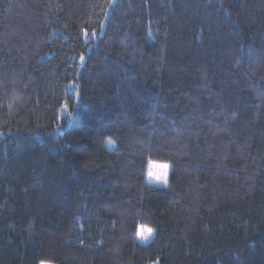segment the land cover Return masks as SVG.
Wrapping results in <instances>:
<instances>
[{"label": "trees", "instance_id": "obj_1", "mask_svg": "<svg viewBox=\"0 0 264 264\" xmlns=\"http://www.w3.org/2000/svg\"><path fill=\"white\" fill-rule=\"evenodd\" d=\"M43 263L264 264V0H0V264Z\"/></svg>", "mask_w": 264, "mask_h": 264}, {"label": "rangeland", "instance_id": "obj_2", "mask_svg": "<svg viewBox=\"0 0 264 264\" xmlns=\"http://www.w3.org/2000/svg\"><path fill=\"white\" fill-rule=\"evenodd\" d=\"M43 264H51V263H43Z\"/></svg>", "mask_w": 264, "mask_h": 264}, {"label": "snow or ice", "instance_id": "obj_3", "mask_svg": "<svg viewBox=\"0 0 264 264\" xmlns=\"http://www.w3.org/2000/svg\"><path fill=\"white\" fill-rule=\"evenodd\" d=\"M111 143V142H110ZM166 167V166H165ZM148 231H150V230H148Z\"/></svg>", "mask_w": 264, "mask_h": 264}]
</instances>
